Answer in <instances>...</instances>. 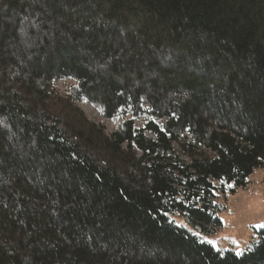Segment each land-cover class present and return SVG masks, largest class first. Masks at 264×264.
<instances>
[{
    "label": "trees",
    "instance_id": "trees-1",
    "mask_svg": "<svg viewBox=\"0 0 264 264\" xmlns=\"http://www.w3.org/2000/svg\"><path fill=\"white\" fill-rule=\"evenodd\" d=\"M256 169L264 0H0V264H264L170 217Z\"/></svg>",
    "mask_w": 264,
    "mask_h": 264
},
{
    "label": "rangeland",
    "instance_id": "rangeland-1",
    "mask_svg": "<svg viewBox=\"0 0 264 264\" xmlns=\"http://www.w3.org/2000/svg\"><path fill=\"white\" fill-rule=\"evenodd\" d=\"M68 82L71 80H59L57 84L61 90H64ZM79 106L89 119L103 124L107 131L113 130L114 123L102 117L91 104L81 102ZM142 122V117L136 120L138 125ZM216 202L222 206L218 214L221 224L212 234L200 233L178 214L170 217L216 249L241 253L256 239L254 229L264 225V170L256 169L249 175L245 187L238 188L233 193H218Z\"/></svg>",
    "mask_w": 264,
    "mask_h": 264
}]
</instances>
